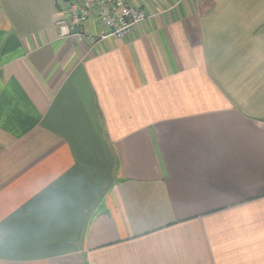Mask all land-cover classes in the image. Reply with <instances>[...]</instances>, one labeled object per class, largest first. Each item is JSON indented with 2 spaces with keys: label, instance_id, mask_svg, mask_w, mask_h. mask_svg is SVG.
Wrapping results in <instances>:
<instances>
[{
  "label": "crops",
  "instance_id": "crops-1",
  "mask_svg": "<svg viewBox=\"0 0 264 264\" xmlns=\"http://www.w3.org/2000/svg\"><path fill=\"white\" fill-rule=\"evenodd\" d=\"M70 1L0 0V264H264V0Z\"/></svg>",
  "mask_w": 264,
  "mask_h": 264
},
{
  "label": "built area",
  "instance_id": "built-area-1",
  "mask_svg": "<svg viewBox=\"0 0 264 264\" xmlns=\"http://www.w3.org/2000/svg\"><path fill=\"white\" fill-rule=\"evenodd\" d=\"M133 0H71L63 8L55 27L60 38L81 41L83 25L96 15L100 39H122L132 33L133 27L146 20L147 13L137 9Z\"/></svg>",
  "mask_w": 264,
  "mask_h": 264
},
{
  "label": "clouds",
  "instance_id": "clouds-1",
  "mask_svg": "<svg viewBox=\"0 0 264 264\" xmlns=\"http://www.w3.org/2000/svg\"><path fill=\"white\" fill-rule=\"evenodd\" d=\"M60 202L57 198H53L47 205L46 211L55 213L59 211ZM17 236L16 230L11 227L0 226V243H12Z\"/></svg>",
  "mask_w": 264,
  "mask_h": 264
}]
</instances>
